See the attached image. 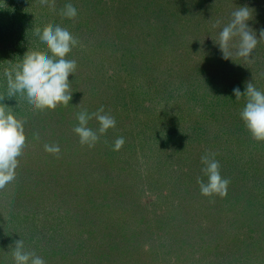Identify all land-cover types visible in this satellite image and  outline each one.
Masks as SVG:
<instances>
[{"label": "rangeland", "instance_id": "obj_1", "mask_svg": "<svg viewBox=\"0 0 264 264\" xmlns=\"http://www.w3.org/2000/svg\"><path fill=\"white\" fill-rule=\"evenodd\" d=\"M142 1L55 0V11L38 0L0 6V103L26 121L16 180L0 191V264H14L19 239L46 264H264V142L241 119L244 97L223 103L246 82L264 91V40L253 53L258 63L233 56L218 67L211 62L223 56L219 32L195 36L211 0H169L162 12L153 4L160 26L151 17L152 29L140 32L126 12ZM228 1L253 11L249 27L259 39L263 0ZM69 3L75 19L61 14ZM49 23L78 39L68 56L77 69L69 105L38 111L7 95L3 71L27 51H46L34 29ZM222 67L230 84L224 99L211 79ZM101 106L116 127L93 148L82 146L76 115ZM118 137L125 143L114 151ZM45 144H58L60 154ZM205 154L230 180L225 198L197 189L198 179L207 182ZM186 180L192 186L182 193Z\"/></svg>", "mask_w": 264, "mask_h": 264}, {"label": "clouds", "instance_id": "obj_2", "mask_svg": "<svg viewBox=\"0 0 264 264\" xmlns=\"http://www.w3.org/2000/svg\"><path fill=\"white\" fill-rule=\"evenodd\" d=\"M38 3L55 11V0H38ZM61 14L68 19H75L78 15L77 9L71 3L65 5ZM252 18L253 11L247 6L236 7L231 13V18L221 28L216 43L224 59L235 56L247 63L254 61L253 53L259 42L264 40V29H260V38L257 39L256 32L249 27ZM220 24L217 20L213 27ZM34 34L46 46V51H27L20 63L4 69L7 95L24 97L33 110L54 111L60 106L67 107L72 100L69 77L77 69L76 61L68 56L73 48L78 46L79 41L67 28L51 23L45 25L42 30L35 28ZM233 94L236 101L245 98V106L240 116L251 137L257 142H264V91L257 89L250 81L246 82L243 94L238 87L233 90ZM3 100L0 96V101ZM9 109L10 107L0 103V191L16 180V170L26 147V121L18 119ZM93 118L99 123L96 131L88 127ZM76 119L78 125L73 131L78 135L80 144L89 148L96 145L101 135L116 127L115 118L106 114L102 106L91 114L87 110L81 111L77 113ZM124 143V138L118 137L113 150L119 151ZM44 150L57 156L61 152L58 144H45ZM201 162L205 165L202 172L207 177L206 183L200 179L197 181L201 194L205 197L215 195L225 198L230 180L222 177L219 161L214 158V154H205L201 157ZM12 255L14 264H46L34 251L26 250L21 239L15 241Z\"/></svg>", "mask_w": 264, "mask_h": 264}, {"label": "trees", "instance_id": "obj_3", "mask_svg": "<svg viewBox=\"0 0 264 264\" xmlns=\"http://www.w3.org/2000/svg\"><path fill=\"white\" fill-rule=\"evenodd\" d=\"M168 1L169 0H160V1L159 0H148V2H146V1L143 2L142 1L138 5L135 2H131L130 4H128V5H130L131 8H128L126 13L132 14V15H129L130 17H134L132 20H137V25H136L137 30H139L140 32H146V30H151L152 29L151 24L149 22V18H151V17L155 18L154 20L156 21V23L159 26H160V22H161L159 20H162L161 18H157V17H154L152 15V13L154 11L150 9V6L154 4L152 6L153 9L156 12H158L159 10H160V12H162L161 10H165V9H163V7H165V6H163L162 4H166ZM223 1L224 2L211 0L210 3H212V4H210L209 7H207L208 9H206V11L204 13L205 15H204L203 21L201 22L199 20V21H197L198 24H194L197 27L195 36L199 37V35L202 33V30L203 31L205 30L206 34H208L209 36H214V30H216L217 32H220V30L223 27V25L226 24L229 21V19L231 18V13L238 6V3L231 2V1L225 2L226 0H223ZM234 1H236V0H234ZM1 2H2V3H0V4H2V5H0L1 7L2 6L3 7H8L9 6V4L6 3V0H2ZM263 3H264V0H263ZM156 7L160 8V9L157 10ZM2 9H0V11ZM123 12L125 13V11H123ZM156 12L154 14H156ZM126 13H125V15H126ZM165 20H167V19H165ZM217 20H219L221 22V24H220V26L214 28L213 25L217 22ZM167 21H169V20H167ZM162 26H163V24H162ZM163 28H165V26H163ZM166 29L167 28H165V30ZM122 30H123V26H122ZM136 36H137V34H136ZM119 38H121V36H119ZM120 45H123V44H120ZM260 49H262V46H260ZM197 51L198 50H196V52ZM218 56L219 55H216L215 57H213L212 58L213 61L211 63H213L216 66L220 67V65H224L225 64V59L223 58V56H221V57H218ZM205 59H206V61L203 59L205 62H210L209 59H207V58H205ZM259 59H260V57L256 56L255 60H254V63H258ZM218 62H220V63H218ZM230 63H233V61L230 60L228 62V64H230ZM196 65H197V63H196ZM203 70L204 69H202V71ZM225 70H227V67H222L220 70H217V73H218L217 77L216 76H212L211 77V79H213L215 81V84H216L215 88L218 91V94L222 95L220 97L223 98V99L225 97H227V90L230 87L229 86L230 85L229 82H225L223 80V77L226 74ZM231 72H229V73H231ZM238 78H239V74L234 76V80H236ZM240 81L241 80H238L236 82H240ZM206 88L208 89L209 85H207ZM242 88H243V92H245L246 86H243ZM211 90L212 89L210 88L209 91H211ZM213 90H214V88H213ZM231 100L236 101V97L235 96H233L232 98L228 97V100H224L223 103L224 104L225 103L229 104L228 102H230ZM251 143H252V141H251ZM181 186L185 188V190H182V193H184L185 191L189 190L190 186H192V183H190L189 180H186V181H183L181 183ZM229 187H230V185H229ZM197 189L199 190L200 187H198ZM242 210H243V208H240V212H242ZM106 253H107V255L105 257H110V253L109 252H106Z\"/></svg>", "mask_w": 264, "mask_h": 264}]
</instances>
